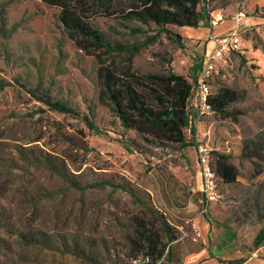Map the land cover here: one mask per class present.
I'll list each match as a JSON object with an SVG mask.
<instances>
[{"label":"rangeland","instance_id":"obj_1","mask_svg":"<svg viewBox=\"0 0 264 264\" xmlns=\"http://www.w3.org/2000/svg\"><path fill=\"white\" fill-rule=\"evenodd\" d=\"M252 4L212 2L260 20L247 31L240 26L244 56L233 52L210 80L212 88L244 90L245 98L234 105L243 113L237 122L211 113L197 137L210 152L232 155L252 181L236 187L218 182L220 198L202 214L229 218L232 230L221 237L226 250L238 239L250 245L258 229L264 230V208L257 207L264 203V160L255 158L252 166L239 159L264 132V6ZM138 5V0H0V264H109L117 249L130 248L125 235H133L134 217L146 221L151 212L162 214L180 237L179 251L203 244L192 228L203 198L196 147H156L125 129L97 77L101 65L133 73L137 90L155 104L147 75L168 70L202 75L209 53L203 40L188 34L194 28L167 25L180 35L178 41L159 33L154 23L125 22L141 30L132 35L121 16ZM63 9L111 42L156 40L132 57L96 46L84 50L79 44L84 38L62 23ZM231 26L225 20L218 29ZM46 99L67 106L73 116ZM263 150L257 149L264 155ZM255 183L262 186L261 197L254 194Z\"/></svg>","mask_w":264,"mask_h":264},{"label":"trees","instance_id":"obj_2","mask_svg":"<svg viewBox=\"0 0 264 264\" xmlns=\"http://www.w3.org/2000/svg\"><path fill=\"white\" fill-rule=\"evenodd\" d=\"M212 2L213 0H138L139 5L124 13L121 19L132 35H136L141 30L125 22L138 21L143 24L151 22L158 26L159 33H164L179 41L180 35L167 29L166 26L208 27L211 12L219 9L214 7ZM61 21L67 29L84 38L79 43L84 50L96 46L106 48L109 52L129 53L132 57L146 44L156 40L153 36L148 39V43L111 42L98 29L88 25L82 18L66 9H63ZM90 40L93 45H90ZM130 74L133 73L126 71L119 73L105 65H101L97 70L102 92L112 102L121 125L125 129L135 130L144 141L156 147L173 146L177 150L196 147L199 77L177 74L173 70L147 75L148 80L153 84L150 91L155 104H152L137 90L138 80L135 79L134 74L129 78ZM212 77L213 75L206 81L209 88L208 103L212 113L237 122L243 111L236 109L234 105L245 98L246 92L224 84L212 88L210 83ZM46 101L59 112L74 114L63 104H55L48 99ZM257 138H259V143H255V139L252 140L239 155L240 160L248 159L252 166H257L255 158L264 160V155L258 152L262 150L257 151V149L264 148V132ZM210 167L215 174L217 187L218 182L229 187L252 184L230 154L219 151L210 152ZM260 173L262 170L255 172L257 175ZM261 188V184L255 183L254 194L261 197ZM259 199L258 197L257 200ZM258 204L257 207L264 208V203L258 202ZM150 214L151 219L146 221L134 217L133 235H125L130 248H122L120 251L117 249L116 255H113L114 259L109 261V264H131L133 259L145 256L150 258L148 264H156L163 257L164 264L180 263L185 253L176 247L180 242V237L171 231L167 219L162 214L157 217L153 212ZM156 224L160 226L157 227ZM189 238L190 236H187L185 239ZM263 239L264 232H260L255 238L256 246H259ZM242 261V259L232 261V264H240Z\"/></svg>","mask_w":264,"mask_h":264},{"label":"crops","instance_id":"obj_3","mask_svg":"<svg viewBox=\"0 0 264 264\" xmlns=\"http://www.w3.org/2000/svg\"><path fill=\"white\" fill-rule=\"evenodd\" d=\"M252 5V7H262L264 6V0H253ZM223 11H225V15L227 16L226 20H229V22L232 23L231 27L224 30H219V26L215 29H211L210 27H198L194 28V31L188 33L190 36H196L198 40H203V47L206 49L207 53H210L215 47V38L217 36L223 35L236 27L232 17L228 18L229 16H232L234 12L229 8L224 9ZM259 20V17L251 15L247 19H242L240 25L244 26L243 31H247L257 24ZM244 53L245 52L241 53L242 57L244 56ZM67 115L73 116V114ZM203 123L201 124V127ZM219 216L220 215L203 216L202 214H198L193 218L192 223L196 226L197 236L203 244L198 248L186 250L178 264H222L224 263L225 258L231 259L232 257L234 259L226 261L228 264H232V261H237L239 259L243 260L240 264H264V239L259 246H256L255 242L256 236L260 232H264V230L262 228L258 229V232L253 237L250 245H245L241 239H238V243H232L233 245L230 250H226L222 246L221 237L223 232L232 230V224L230 223L229 218L226 217L225 219H221ZM231 234H233L232 231ZM231 238L233 239L234 237L231 236Z\"/></svg>","mask_w":264,"mask_h":264},{"label":"built area","instance_id":"obj_4","mask_svg":"<svg viewBox=\"0 0 264 264\" xmlns=\"http://www.w3.org/2000/svg\"><path fill=\"white\" fill-rule=\"evenodd\" d=\"M246 18L243 11L237 12L232 16L233 21L236 24L234 29L229 30L227 33L217 36L215 38V47L210 51L204 61L202 75L199 77V93H198V115L196 120V139L198 137V129L203 123V119L212 113L211 107L208 103L209 88L206 81L215 72H217V66L227 63V59L233 53H243V39L240 32V21ZM227 19L222 9L213 10L210 14L208 27L215 29L222 22ZM198 141V140H197ZM197 161L200 167L199 174L201 179V188L203 198L201 202V214H206L214 203L220 198L218 191L216 177L210 167V149L207 145L199 144L197 142ZM192 228L196 232L197 228L192 223ZM194 240L196 238L194 237ZM150 262L149 257H141L133 259L131 264H148ZM156 264H164V257L160 259Z\"/></svg>","mask_w":264,"mask_h":264}]
</instances>
